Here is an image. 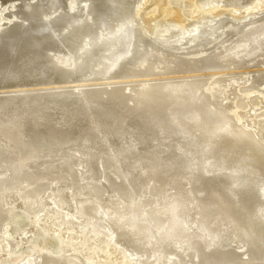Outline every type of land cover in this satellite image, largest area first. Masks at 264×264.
<instances>
[{"label":"bare ground","instance_id":"1","mask_svg":"<svg viewBox=\"0 0 264 264\" xmlns=\"http://www.w3.org/2000/svg\"><path fill=\"white\" fill-rule=\"evenodd\" d=\"M17 1L0 24V264H264V69L225 71L264 64V0H182L178 25L159 20L175 0L148 18L141 0ZM13 207L62 240L7 255Z\"/></svg>","mask_w":264,"mask_h":264},{"label":"rangeland","instance_id":"2","mask_svg":"<svg viewBox=\"0 0 264 264\" xmlns=\"http://www.w3.org/2000/svg\"><path fill=\"white\" fill-rule=\"evenodd\" d=\"M31 1V0H30ZM36 0H32L31 1V3H34ZM12 3H10V4H4V5H2L1 6V4L2 3H0V24H3V23H8V21H9V19H8V15L9 14H11L10 12H12V11H16L17 9V5L20 3L19 1H17V0H15V1H11ZM18 2V3H17ZM76 2V0H69L68 2H67V10L68 11H70V10H72V8L74 9V8H77L78 7V5H77V7H76V4H77V2ZM175 2V6L174 5H172L171 7L170 6H168L167 8H165V9H162L161 10V12H160V15H161V17H159V20L164 24V25H178V22H177V13H182L183 11H185V12H190V11H192L193 10V8H192V5L190 4V3H187L186 1L185 2H183L182 0H175L174 1ZM180 2V3H179ZM148 0H141V10H142V12H143V14H144V17L145 18H148V17H150V16H153V15H156L157 13H150V12H152L151 11V9L149 8L148 9ZM8 5H9V7H8ZM74 5V6H73ZM225 5V4H224ZM15 6V7H14ZM73 6V7H72ZM143 7H145V9L143 8ZM176 7V8H175ZM227 7H229V6H227ZM175 9H176V11H175ZM174 10V11H173ZM179 10V11H178ZM189 10V11H188ZM244 13H242L241 14V17L240 18H236L234 15H232L230 12L229 13H226V14H228L227 16L226 15H224V14H221L220 16H211L210 14H205L204 15V17H202V15H201V17H198V18H189V21H186V27L188 28V29H191V28H195L196 26H198V25H200V24H202L203 22H214V21H216V20H219L220 18H224L225 19V17L227 18L226 20H227V25H228V28H231V26H229V25H233L234 23H241V22H245L246 20L245 19H247V20H249L250 18H252V16H254V14H248V13H246L244 10H242ZM258 12V11H257ZM9 13V14H8ZM170 17H169V16ZM232 16V17H231ZM163 17V18H162ZM245 17V18H244ZM248 17V18H247ZM234 18V19H233ZM239 21V22H238ZM156 31V30H155ZM155 31H153V33H154V37L156 36L155 35ZM230 42L228 41V42H225V45H227V44H229ZM217 46L219 47V44H217ZM212 47V48H210L208 51H212V50H214V48H215V52H217V51H219V48L218 47ZM221 46V45H220ZM210 47V46H209ZM182 52H185V51H182ZM187 52V51H186ZM213 52V51H212ZM67 54V55H66ZM66 54H57L55 57H56V60H58L61 64H63V65H71V63H72V60H73V58L71 57V55L69 54V53H66ZM184 54V53H183ZM181 55H182V53H181ZM195 55V54H194ZM200 56V55H199ZM195 57H198V55H195ZM255 65V64H254ZM254 65H249V66H247V67H250V68H247V67H245V69H243L242 67H240L241 68V70L239 69V67H236L237 68V70L234 68L235 66H233V65H231L229 68H227L225 71H227V72H229V71H232V72H235V71H240V72H248V71H251L252 70V74H255L256 73V70H259V69H264V64H260L261 65V67H260V65L257 63L256 65H258L260 68H257V66L255 67ZM234 68V69H233ZM249 69V70H248ZM253 70H255V72H253ZM196 72H198V73H194L195 75H201L202 77H205V76H207L206 75V73H204V72H208V71H203V70H200V71H196ZM203 73V74H202ZM210 73V72H209ZM209 73H207V74H209ZM238 73V72H237ZM253 77V76H252ZM140 79V78H139ZM250 79H252V78H250ZM213 80H215V79H212V81ZM211 81V82H212ZM250 80H248V82H249ZM259 90H260V92H261V95H262V97H263V99H264V94H262L263 93V90H264V80H263V84H261V86L258 88ZM260 92H259V94H260ZM261 102H263V101H261ZM260 105H258V111H262L264 108H262V106H260L261 107V109H260V107H259ZM256 112V113H260V112ZM16 208V207H15ZM17 209V210H16ZM15 210H14V207L13 208H11L10 209V217L8 218V220L6 221V223H5V228H4V233H5V235L7 236V237H10V238H15L16 237V235H17V233H16V231L14 230L15 229V226L17 227V228H19L18 230H19V233H18V235H20V236H18L17 235V237H16V239L15 240H17L16 241V245H15V248H13V250L11 251V249H10V247H8V246H6L7 244H6V242L4 243V245H3V247H4V250L6 249V247H7V249L9 250H5L6 251V254L7 255H9L10 253H11V255L12 256H15V255H17V254H19V253H21V251H23V249H25V250H28V249H31L32 247H34V244L38 241L37 240V238L36 237H44V238H52V239H57V240H62V238L60 237V235L58 234L57 235V233L56 232H53V233H45L39 226H37L38 224H36V219H35V216L34 215H31V213L29 214V212H24L25 210H21V208L19 209L18 207L16 208ZM20 213V215H18ZM33 214V213H32ZM23 215V216H22ZM32 216V217H31ZM21 222V223H20ZM35 222V223H34ZM33 223V224H32ZM16 224V225H15ZM23 224V225H22ZM11 227H9V226ZM31 225V226H30ZM34 225H35V227H34ZM53 225V227H55L54 225L55 224H52ZM93 226V225H92ZM21 227V228H20ZM24 229H23V228ZM76 227V225H72V228H75ZM22 229V230H21ZM31 229V230H30ZM17 230V231H18ZM25 230V231H24ZM93 230H96L95 228L93 229ZM27 232L26 234L27 235H23L24 233L23 232ZM10 232V233H9ZM13 232H15V233H13ZM30 232V233H29ZM20 233H22V234H20ZM32 233V234H31ZM40 233V234H39ZM43 233L45 234V235H47V236H45V235H43ZM29 234H30V237H28L29 236ZM41 235V236H40ZM52 235H53V237H52ZM14 236V237H13ZM23 236V237H22ZM27 236V237H26ZM25 237V238H24ZM27 238V239H26ZM25 240V241H24ZM25 242V243H24ZM34 242V243H33ZM58 244H60V242L58 243ZM46 245H47V248L49 249V251L50 252H54L55 254H58L59 252V250H57V247H56V244L54 243V241H52V240H50V241H47L46 242ZM58 246V245H57ZM26 247V248H25ZM31 247V248H30ZM60 247V246H59ZM22 248V249H21ZM33 249V248H32ZM31 249V250H32ZM60 254V256H62V252L61 253H59ZM11 256V257H12ZM15 259H12L11 258V261L9 262V264H20L19 262H17V261H14Z\"/></svg>","mask_w":264,"mask_h":264}]
</instances>
